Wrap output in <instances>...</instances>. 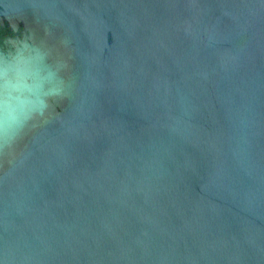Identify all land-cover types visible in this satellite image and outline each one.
Returning a JSON list of instances; mask_svg holds the SVG:
<instances>
[{
	"label": "water",
	"instance_id": "1",
	"mask_svg": "<svg viewBox=\"0 0 264 264\" xmlns=\"http://www.w3.org/2000/svg\"><path fill=\"white\" fill-rule=\"evenodd\" d=\"M0 264H264V0H0Z\"/></svg>",
	"mask_w": 264,
	"mask_h": 264
},
{
	"label": "clouds",
	"instance_id": "2",
	"mask_svg": "<svg viewBox=\"0 0 264 264\" xmlns=\"http://www.w3.org/2000/svg\"><path fill=\"white\" fill-rule=\"evenodd\" d=\"M7 144H5V145H0V147H3V146H6Z\"/></svg>",
	"mask_w": 264,
	"mask_h": 264
}]
</instances>
